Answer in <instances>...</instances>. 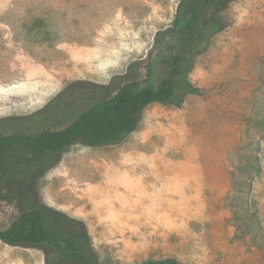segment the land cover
<instances>
[{
	"label": "rangeland",
	"instance_id": "1",
	"mask_svg": "<svg viewBox=\"0 0 264 264\" xmlns=\"http://www.w3.org/2000/svg\"><path fill=\"white\" fill-rule=\"evenodd\" d=\"M179 3L0 0V130L63 128L158 71ZM206 16L218 29L191 90L149 104L119 143H75L0 181V229L43 208L73 236L82 223L99 264H264V0H220ZM0 264L68 263L0 239Z\"/></svg>",
	"mask_w": 264,
	"mask_h": 264
},
{
	"label": "trees",
	"instance_id": "2",
	"mask_svg": "<svg viewBox=\"0 0 264 264\" xmlns=\"http://www.w3.org/2000/svg\"><path fill=\"white\" fill-rule=\"evenodd\" d=\"M219 1L180 0L174 23L176 34L163 49L158 71L149 63L143 80L123 84L110 98L90 105L67 126L27 135L0 130V181L46 154L68 151L75 143L91 147L119 143L137 128L149 104H177L183 92L191 90L186 78L194 57L208 48L210 37L218 29L206 15ZM50 213L43 208L23 210L7 228L0 229V239L11 245H48L68 264H99L85 246L86 227L78 223L83 234L73 236L61 227H52L48 221L61 223L69 218L55 211ZM138 264L180 263L174 258H164Z\"/></svg>",
	"mask_w": 264,
	"mask_h": 264
}]
</instances>
